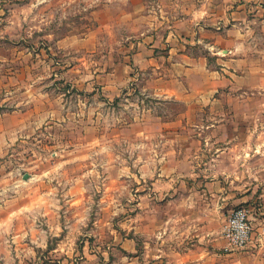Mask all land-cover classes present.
<instances>
[{
  "label": "rangeland",
  "instance_id": "1",
  "mask_svg": "<svg viewBox=\"0 0 264 264\" xmlns=\"http://www.w3.org/2000/svg\"><path fill=\"white\" fill-rule=\"evenodd\" d=\"M157 1L0 0V264H165L155 259L156 222L136 203L166 168L146 161L182 153L195 135L187 124L200 117L194 110L173 137L155 131L167 123L166 106L143 114L155 101L134 56L167 22ZM252 105L213 133L237 142L227 186L248 198L234 209L253 218L254 244L244 253L260 258L243 254L238 264H264V100Z\"/></svg>",
  "mask_w": 264,
  "mask_h": 264
},
{
  "label": "crops",
  "instance_id": "2",
  "mask_svg": "<svg viewBox=\"0 0 264 264\" xmlns=\"http://www.w3.org/2000/svg\"><path fill=\"white\" fill-rule=\"evenodd\" d=\"M171 1L167 8L162 0L155 3L167 22L160 21L156 35L143 39L134 56L142 73L140 85L155 101L143 114L158 116L156 106H166L167 123L155 131L173 137L187 129L181 121L194 110L200 120L187 124L195 135L182 153L163 151L146 161L166 168L151 176L147 192L142 185L136 209L156 222L150 234L159 262L203 264L210 259L204 254L233 257V264L243 254L256 260L260 257L254 251H224L223 225L248 198L227 186L235 176L227 166L238 156L231 158L229 152L237 147L234 136L220 140L213 133L229 129L231 116L250 115L252 101L264 100V0ZM174 104H181L183 112H175ZM212 105L219 109L213 112ZM230 128L231 134L236 132ZM197 137L195 146L192 139ZM192 251L202 254L193 258Z\"/></svg>",
  "mask_w": 264,
  "mask_h": 264
},
{
  "label": "built area",
  "instance_id": "3",
  "mask_svg": "<svg viewBox=\"0 0 264 264\" xmlns=\"http://www.w3.org/2000/svg\"><path fill=\"white\" fill-rule=\"evenodd\" d=\"M264 234V228L262 230ZM253 218L248 208L239 207L232 210L222 228L225 242L224 251L239 253L246 250L254 242Z\"/></svg>",
  "mask_w": 264,
  "mask_h": 264
}]
</instances>
